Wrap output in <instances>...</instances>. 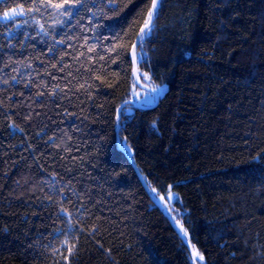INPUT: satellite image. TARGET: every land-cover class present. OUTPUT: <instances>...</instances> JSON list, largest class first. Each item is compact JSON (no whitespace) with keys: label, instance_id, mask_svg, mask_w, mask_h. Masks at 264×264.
Returning a JSON list of instances; mask_svg holds the SVG:
<instances>
[{"label":"trees","instance_id":"obj_1","mask_svg":"<svg viewBox=\"0 0 264 264\" xmlns=\"http://www.w3.org/2000/svg\"><path fill=\"white\" fill-rule=\"evenodd\" d=\"M158 2L131 159L152 0H0V264H264V0Z\"/></svg>","mask_w":264,"mask_h":264},{"label":"snow or ice","instance_id":"obj_2","mask_svg":"<svg viewBox=\"0 0 264 264\" xmlns=\"http://www.w3.org/2000/svg\"><path fill=\"white\" fill-rule=\"evenodd\" d=\"M159 2L158 0H152V4L150 9L148 10V14H147V18L144 20V25L143 27L140 29V32L137 35V42L141 43L145 40V39H150L151 38V33H152V28H153V19L155 17L158 16V12H159ZM45 7H49V8H54L55 10H57L59 15H73V11H72V7L70 6L69 8H65L64 4H47L45 5ZM37 11H39V8L36 9ZM18 15V12L16 9H12L11 11H4L2 16H0V19H6V20H10V19H14L16 16ZM63 21H56V23H62ZM41 30H43V25H40ZM59 43H63V41H59ZM132 58L133 59H143V53L141 52L140 56L137 57L136 51H135V45H133V51H132ZM145 78L147 77V74H144ZM137 79L139 78L138 75L136 77ZM13 80H15L16 78L13 77ZM4 84H7L8 81L5 80L3 81ZM153 93H157L159 90L157 88H152L151 90ZM119 115V113H118ZM153 128H155V124H153ZM125 149L128 148V146L125 144L124 145ZM153 192H155V189H152ZM173 194L169 191L168 192V201L170 202L173 199ZM160 200H164V197H160ZM176 223H179V221H177ZM187 233L184 232V235L181 237L182 241L184 242V245L187 246V239H186ZM71 251V250H70ZM193 255L196 256L200 261H203V256L199 253L196 252L195 250L193 251Z\"/></svg>","mask_w":264,"mask_h":264},{"label":"rangeland","instance_id":"obj_3","mask_svg":"<svg viewBox=\"0 0 264 264\" xmlns=\"http://www.w3.org/2000/svg\"><path fill=\"white\" fill-rule=\"evenodd\" d=\"M145 73L147 74L148 78H145L144 76ZM139 75L141 77V81L136 82L132 85L131 99L134 100V103L141 106L152 105L155 103L158 97H161L165 94V92L168 89V84L167 83L155 84L151 79L150 73L143 69L139 70ZM154 86L159 90L157 93H153L150 89V87H154ZM133 110L134 107L128 108L129 112ZM125 144L127 145L126 142H124V145ZM163 201L168 203L165 199Z\"/></svg>","mask_w":264,"mask_h":264},{"label":"water","instance_id":"obj_4","mask_svg":"<svg viewBox=\"0 0 264 264\" xmlns=\"http://www.w3.org/2000/svg\"><path fill=\"white\" fill-rule=\"evenodd\" d=\"M158 1H159V0H158ZM153 20H154V19H153ZM152 23H153V22H152ZM134 45H135V51H136V49H137V45H138L137 38H136V40H135ZM132 51H133V48H132ZM134 64H135L134 75H135V77H137V75H138V77H139V65H138L137 59H134ZM136 79H137V78H136ZM137 82H140V78L137 79ZM152 88H156V87H155V86H154V87H150L151 90H152ZM159 100H160V97H158V98L156 99V101H155L154 104H152V105H146V106H143V107H154V106H156V105L159 103ZM128 103H134V100L129 99V100L125 101L124 103L121 104V106L119 107V110H118V113H119V115H118V120H119V121H118V127H117V141H118L119 148H120L121 150H123V151H124V152H125V153H126L131 159H134L133 156H132V155H131L126 149L123 148L122 143H121V134H120V127H121V122H122L121 111H122V109L126 106V104H128ZM135 169H136V172H137L138 176L140 177V179H141L143 185H144L147 189L150 190V187H149V185H148L146 179L144 178L142 172L140 171V169H139V167H138V165H137L136 163H135ZM150 191H151V190H150ZM157 202L161 205V207L163 208V210H164L165 213L167 214V216H168L169 220L171 221L172 225H173V226L179 231V234H180L181 236H183L184 233H183V232L181 231V229L179 228V226H178V224L176 223V221L174 220L172 214H170V213L167 211V208H166V206L164 205V203H163L162 201H160L159 199H157ZM186 239H187V238H186ZM187 241H188V246H189V248H190V251H191L192 256H193L195 259H198L196 256L193 255L194 247H193L191 241H189L188 239H187Z\"/></svg>","mask_w":264,"mask_h":264}]
</instances>
